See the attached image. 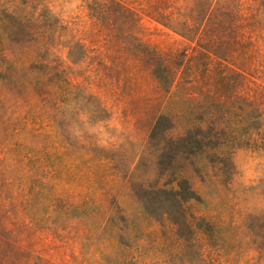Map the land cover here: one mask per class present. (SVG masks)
Here are the masks:
<instances>
[{
  "label": "rangeland",
  "instance_id": "374dc122",
  "mask_svg": "<svg viewBox=\"0 0 264 264\" xmlns=\"http://www.w3.org/2000/svg\"><path fill=\"white\" fill-rule=\"evenodd\" d=\"M183 111L224 164L180 153ZM176 176L211 224L189 244L139 214ZM0 264H264V0H0Z\"/></svg>",
  "mask_w": 264,
  "mask_h": 264
},
{
  "label": "trees",
  "instance_id": "16d2710c",
  "mask_svg": "<svg viewBox=\"0 0 264 264\" xmlns=\"http://www.w3.org/2000/svg\"><path fill=\"white\" fill-rule=\"evenodd\" d=\"M153 72L157 83L166 93L170 95V101H174L179 94V88L175 85H172L173 89L170 88L171 83L168 81L165 70L160 67V64H157V67H155ZM181 100L183 103L188 102V100ZM210 108L213 119H215L217 115L222 117L227 112V106L217 102L211 103ZM184 114L185 113L183 111L180 115H175L174 117L181 120L183 124H185L183 126L184 133L181 134L178 139L174 140V143L189 144L188 149L186 151H180V153H185L189 156H199L202 155V153L206 154L209 152V156L211 157L220 156L219 161L224 164V162H226L225 153H227L229 146L233 144L231 142L232 138L229 132L224 127H218L217 125H214L208 130L191 127L189 123L190 114H187L188 117H184ZM166 124L167 116H159L149 137L153 145H160L161 143L166 142L167 139L169 140V138H171L168 134L171 127H167ZM157 152L160 159V156L164 155L165 148H157ZM178 154V151L174 149V157ZM165 184H175V189H153L150 192L154 194L159 190V192L164 195V201H167L166 205L168 209L158 216L155 213L154 207L143 204L141 211L139 212L141 217H143L146 221L154 219V221L159 223L163 229L168 226L173 236L176 237L178 241H184L188 244L191 243L192 235L196 229H202L206 233L210 234L211 224L208 221L203 223L201 227L197 226V222L200 217H196L194 215L190 206V201H196L197 197L189 188L187 181L179 176H176L170 178V180ZM156 217H159V219ZM110 222H116L122 225L124 223L127 224L128 220L124 217L121 210H117L113 213ZM161 222H163V224ZM165 222H167V224H164Z\"/></svg>",
  "mask_w": 264,
  "mask_h": 264
}]
</instances>
